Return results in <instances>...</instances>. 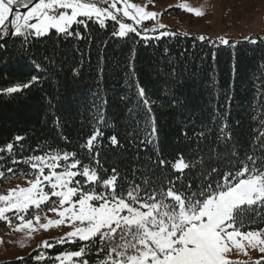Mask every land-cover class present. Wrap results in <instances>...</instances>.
Listing matches in <instances>:
<instances>
[{
    "label": "trees",
    "instance_id": "obj_1",
    "mask_svg": "<svg viewBox=\"0 0 264 264\" xmlns=\"http://www.w3.org/2000/svg\"><path fill=\"white\" fill-rule=\"evenodd\" d=\"M78 19L85 20L86 26L74 23L70 31L79 32V37L51 30L40 38L0 39L4 45L0 48V88L26 82L32 75L42 81L30 90L0 95V147L15 145L12 154L0 152L4 177L29 176L34 170L23 163L27 157L56 151L76 152L83 163L96 167L80 145L96 127L98 112L104 117L99 125L104 135L91 156L99 151L100 176L107 179L117 169L125 190L132 184L143 187L145 178H151L156 188L166 185L165 177L175 179L171 163L165 169L156 166L158 155L170 162L183 155L195 164L186 173L185 185L199 184L201 173L212 166L223 174L227 162L219 161L213 151L219 145L226 155L224 141L217 139L221 126L227 123L232 133L229 150L235 146L240 159L249 151L253 137L264 131V39L257 38L255 44L243 40L220 45L178 33L145 39L140 30V35L120 38L112 34L118 30L117 21L105 19L101 27L95 18ZM137 83L155 101L151 113L136 94ZM153 125L157 134L148 137ZM113 135L118 145L110 143ZM16 136L23 139L16 141ZM146 138L151 143H141ZM13 159L21 163L13 164ZM17 215L13 224L19 222ZM263 226L258 217L243 230ZM50 243L52 247H39L22 259L0 264H56V256L87 244ZM98 245L99 241L88 245L91 250L85 258L91 264L103 258L97 254ZM38 256L43 259L37 260ZM74 260L79 263L78 258ZM258 262L264 264V259L247 264Z\"/></svg>",
    "mask_w": 264,
    "mask_h": 264
},
{
    "label": "snow or ice",
    "instance_id": "obj_2",
    "mask_svg": "<svg viewBox=\"0 0 264 264\" xmlns=\"http://www.w3.org/2000/svg\"><path fill=\"white\" fill-rule=\"evenodd\" d=\"M123 2L124 7L117 9L116 0H0V39L31 35L40 38L51 30H55V34L79 37L80 33L72 32L70 28L74 23L86 26L85 20L78 19L80 17L88 20L95 17L101 27L105 26V19L117 21L119 28L113 31V36L126 38L129 33L140 35V32L132 24L119 22L113 9L137 25L159 15L129 3V0ZM21 6L27 11L21 13L18 10ZM178 6L196 16L204 15L201 9H193L187 4ZM156 30L145 29V32ZM168 35L175 33L160 32L156 38ZM196 39L204 41L207 38L199 36ZM245 39L257 43L255 39ZM220 43L228 45L230 42L221 37ZM2 47L4 45H0ZM73 71L75 73L76 70ZM41 83L40 76L32 75L26 82L0 88V95L18 94ZM136 94L151 113V105L155 101L149 100L145 89L138 83ZM103 120V114L98 112L96 127L80 145L87 149L89 159L95 160L96 167L83 163L76 152L56 151L54 154L49 152L27 157L23 163L35 170V179L28 181V187L17 186L9 189L6 195H0V220L11 224L6 213L14 210L21 221L14 230L28 229L31 232L35 230L33 220L19 214L28 212L30 207L39 210L41 205L56 203L58 207L49 211L56 213L59 219L46 217L47 222L40 227L47 230L68 223L72 230L58 243L65 240L69 243L87 242L77 251L56 256L59 264H66L73 258H78L79 264H91L90 259L85 258L91 250L88 245H96L97 241V254L103 255L97 264H247L229 258L234 249L248 255L243 242L264 254V228L243 230L246 225L256 223L258 217L264 222V131L253 137L249 151L240 159L235 146L229 150L232 133L227 123L221 126L217 139L224 141L226 155L221 154L219 145L213 151L219 161L227 162L228 169L223 174L218 166H212L201 173L199 184L194 185L190 181L185 185L186 173L195 164L183 155L172 162L158 155L156 166L165 169L171 163L175 179L165 177L166 185L156 188L151 178H145L143 187L132 184L125 190L119 184L117 169L113 168L112 174L104 179L99 174V151L91 156L97 141L104 135L99 127ZM56 123H59V118ZM156 134L157 129L153 125L147 136ZM61 135L68 139L63 133ZM199 136L203 137L204 133H199ZM22 139L15 137L16 141ZM109 140L112 145L119 144L115 135ZM141 143L148 144L151 140L146 138ZM14 147L13 143H7L0 147V152L12 154ZM12 163L21 161L13 159ZM199 163L203 165L202 160ZM60 168L63 170L57 171ZM7 171L13 172V169L8 168ZM0 176H4V172H0ZM214 176L219 178L214 179ZM178 181L179 187L176 186ZM52 197L56 200L53 201ZM34 220L39 224L40 216L35 215ZM43 243L45 247H52L47 241ZM36 259H43V256Z\"/></svg>",
    "mask_w": 264,
    "mask_h": 264
},
{
    "label": "rangeland",
    "instance_id": "obj_3",
    "mask_svg": "<svg viewBox=\"0 0 264 264\" xmlns=\"http://www.w3.org/2000/svg\"><path fill=\"white\" fill-rule=\"evenodd\" d=\"M129 3L143 6L146 11L159 13L154 19L144 20L137 25L134 20L124 17L122 12L113 9L119 22L132 24L137 30H140L141 36L144 38L158 37L160 32H169L194 38L204 36L207 38L206 40L220 45H223L220 43L221 37L229 40V42L248 40L245 39L246 37L255 40L257 38L264 39V0H129ZM182 3L193 9H201L204 15L196 16L180 8L178 5ZM116 5L117 9H122L124 7L123 0H116ZM18 10L21 13L27 11L23 6ZM158 25H164L165 27L159 28ZM154 28L157 30L145 32V29ZM62 170V168L57 169V171ZM45 174H47V169ZM34 179L35 170L31 175L24 177L0 176V195H6L9 189L17 186L28 187V181ZM45 190H48L47 187ZM51 199L56 200L55 197ZM54 207H58V205L47 203V206L41 205L39 210L30 207L29 210H33V212L27 216L22 213L19 214L25 216L26 219L33 220L35 230L31 232L28 229L14 230L15 226L20 224L21 221L19 220L18 223L13 224V216L16 212L13 210L6 213V216L11 220V224L0 220V262L20 258L36 248L45 247L43 243L45 241L52 245L50 241H59L62 237H65L67 232L72 230L68 223L52 226L47 230L40 227V224L47 222L46 217L59 219L56 213L49 211L50 208ZM35 215L40 216L39 224L34 220ZM261 228H264V226ZM243 243H245L248 255L238 253L234 249L229 257L231 260L254 262L264 259V254L260 253L258 249L247 247V242ZM56 264H59V261ZM66 264L79 263L73 258V261H68Z\"/></svg>",
    "mask_w": 264,
    "mask_h": 264
},
{
    "label": "water",
    "instance_id": "obj_4",
    "mask_svg": "<svg viewBox=\"0 0 264 264\" xmlns=\"http://www.w3.org/2000/svg\"><path fill=\"white\" fill-rule=\"evenodd\" d=\"M10 36H8L7 38H9Z\"/></svg>",
    "mask_w": 264,
    "mask_h": 264
}]
</instances>
